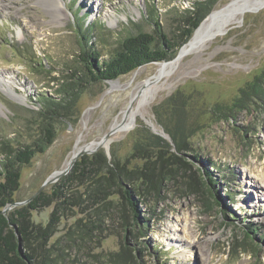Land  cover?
Masks as SVG:
<instances>
[{"label":"rangeland","instance_id":"obj_1","mask_svg":"<svg viewBox=\"0 0 264 264\" xmlns=\"http://www.w3.org/2000/svg\"><path fill=\"white\" fill-rule=\"evenodd\" d=\"M198 1L204 0H61L59 16L53 12L52 0H0V161L6 146L18 147L36 139L44 95L55 96L62 78L86 72L80 58V24L92 27V43L104 61L118 49L119 40L139 32L156 35L155 22L170 40V47L181 45L188 10L194 11ZM232 1L215 0L202 23ZM256 6L235 25H226L223 33L177 61L171 78L146 106L147 119L138 116L129 128L110 135L96 152L82 156L101 153L109 162L116 156L138 168L145 161L131 158V152L140 134L148 132L173 144L165 130L169 127L191 137L189 151L181 156L188 165H174L170 160L161 171L157 161L156 177L170 170L173 177L165 182L159 201L138 199L143 222L125 230L124 221L117 216L115 222L107 219L84 243H67L61 239L69 228L91 213H86L91 208L87 197L81 198V207L68 211L53 226L48 250L61 240L54 245L53 259L64 264H264V106L235 114V121L221 119L218 111V105L231 104L240 88L264 70V2ZM187 44L178 47V53L165 63L175 61ZM163 63L91 85L80 99L73 121L60 124L53 145L22 168L14 202L26 206L48 178L66 169L79 150L100 142L117 128L135 103V93L154 79ZM3 77L14 83L9 94ZM164 158L170 159L167 153ZM199 161L217 179L218 204L206 192ZM75 165L42 193L51 196ZM78 183L69 186L77 196H85L86 188L91 196L97 192L90 183L81 187ZM54 208L52 204L33 212L32 224L45 229ZM245 227L257 228L250 236L259 248L246 240Z\"/></svg>","mask_w":264,"mask_h":264},{"label":"trees","instance_id":"obj_2","mask_svg":"<svg viewBox=\"0 0 264 264\" xmlns=\"http://www.w3.org/2000/svg\"><path fill=\"white\" fill-rule=\"evenodd\" d=\"M214 3L215 0L198 1L194 11L188 10V26L181 36L184 38L183 43L175 45L177 49L174 45L170 47V40L164 33L158 31L159 25L155 22L156 35L139 32L125 37L119 40L118 49L104 61L101 60L102 54L97 49V45L92 43V27L89 29L85 23L79 25L83 41L80 58L85 64L86 72L80 70V73L74 72L62 78L55 90V96L44 95L38 112L39 132L36 139L30 144L18 147L6 146L5 156L0 161V264H64L60 259H53V248L59 245L61 240L70 244L84 243L107 219L115 222L117 216L124 221L122 225L125 230L143 222L140 219L138 199L159 201L165 182H169L173 177V170L168 171L167 174L160 173L159 177H156L157 161L161 164V171L170 160L174 165H188L181 156L189 151L187 147L191 137L178 128L165 129L172 138L173 144L153 134H147L148 132L137 137L131 158L145 161L142 167L132 168L130 161L123 162L116 156H113V160L109 162L101 153L94 154L91 158L84 156L77 161L71 174L55 187L51 196L42 193L26 206L14 208L8 213H5V210L15 203L14 195L20 188L22 168L31 164L38 154L45 153L53 145L60 124L73 121L80 99L91 85L114 81L140 67L170 60L171 55L177 54L182 45L188 43L194 32L210 15ZM261 106H264V70L240 88L231 104L218 105V111L221 119L235 121V114L257 111ZM166 153L170 159L164 158ZM197 157L194 161H198ZM199 162L200 177L206 192L211 199L214 197L216 199L214 190L217 179L209 168ZM76 180H79L80 187L86 183L92 184L97 192L91 196L90 188H86L85 196H77L78 192L73 191V187H69L70 183ZM86 197L91 205L86 213H91H88L86 218L77 220L69 228L66 236L61 240L57 239L56 246L54 247V244L48 250L47 243L53 236V226L60 224L62 217L65 218L68 211L81 207L80 199ZM214 202L218 204L217 199ZM52 204H55V208L49 225L41 230L40 227L32 224V213ZM256 229V227L255 229L245 227L242 230L246 240H251L250 244L254 248H259L250 236L257 232ZM129 244L127 239V245ZM41 255L43 258L38 261ZM139 255L141 256V252ZM124 261L128 260L124 259Z\"/></svg>","mask_w":264,"mask_h":264},{"label":"bare ground","instance_id":"obj_3","mask_svg":"<svg viewBox=\"0 0 264 264\" xmlns=\"http://www.w3.org/2000/svg\"><path fill=\"white\" fill-rule=\"evenodd\" d=\"M261 2H264V0H233L224 9L214 12L197 29L192 39L193 41L191 40L187 44L189 47L186 46L187 48H184V52H187V54L189 52H193L201 47L202 44L209 38L223 33L226 25H235L239 21L241 15L253 10L257 7L256 5L261 4ZM52 5H54L53 12L56 14L59 13L60 16L62 13L61 0H52ZM177 63V61H173L159 64L157 75L153 80L141 85V87L138 89V92L135 93L133 97L136 99L135 103L129 109V111L125 113L123 120L118 122L115 127L119 129H125L124 127L129 128L134 123L133 121H135V119H137V117L140 115L147 119V111L145 110L146 106H148L154 100L159 91L162 90V88L166 85L167 81L171 78V73L174 71ZM3 82L8 85V88L4 89L6 93L9 94L8 91L13 89L14 83L7 81L4 77ZM130 123L132 124L129 126ZM79 145L80 143L78 144L75 153L80 149ZM87 148L90 149L91 147Z\"/></svg>","mask_w":264,"mask_h":264},{"label":"water","instance_id":"obj_4","mask_svg":"<svg viewBox=\"0 0 264 264\" xmlns=\"http://www.w3.org/2000/svg\"><path fill=\"white\" fill-rule=\"evenodd\" d=\"M203 24V23H202ZM201 24V25H202ZM200 25V26H201ZM187 55V52H184V50L182 49V51L180 52L179 56L175 59V61H178L182 58H184ZM165 63V61H164ZM108 82H112V81H108ZM119 128H114L111 130V132H109L103 140H101L98 143L92 144V145H88L87 147L93 146L95 145L94 149L90 150L87 147L85 149H81L79 150L74 156L73 158L70 160L69 164L67 165L66 169L61 171V172H57L55 173L53 176H51L50 178H48L46 180V182L43 184V186L40 188V190L28 201L31 202L32 200H34L36 197H38L46 188V186H48L49 184H52L53 182H55L56 180H58L60 177L66 175L67 173L70 172V170L73 168V166L76 164L77 160L82 157L84 154L86 153H94L96 152L100 147H102L103 145L106 144L107 141H109L110 135H112L113 133H115L116 131H118ZM24 203H14L12 205H10L6 210L5 213L8 212L9 210H11L14 207H19L21 205H23Z\"/></svg>","mask_w":264,"mask_h":264}]
</instances>
